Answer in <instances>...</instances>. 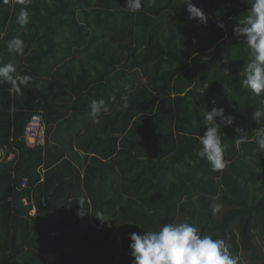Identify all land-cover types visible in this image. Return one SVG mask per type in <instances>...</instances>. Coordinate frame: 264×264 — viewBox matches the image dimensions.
Listing matches in <instances>:
<instances>
[{
  "label": "trees",
  "instance_id": "trees-1",
  "mask_svg": "<svg viewBox=\"0 0 264 264\" xmlns=\"http://www.w3.org/2000/svg\"><path fill=\"white\" fill-rule=\"evenodd\" d=\"M126 2L0 0V66L31 77L0 78V149L13 154L0 162V264H132L130 233L177 222L225 240L238 264H264V118H252L264 93L241 87L250 49L232 32L249 5L193 0L201 24L183 0ZM213 107L235 118L221 125L222 170L197 155ZM33 114L45 137L29 149Z\"/></svg>",
  "mask_w": 264,
  "mask_h": 264
},
{
  "label": "clouds",
  "instance_id": "clouds-1",
  "mask_svg": "<svg viewBox=\"0 0 264 264\" xmlns=\"http://www.w3.org/2000/svg\"><path fill=\"white\" fill-rule=\"evenodd\" d=\"M249 5L246 15L240 19L232 29L237 38L250 49L251 59L243 67L244 79L241 87H246L255 95L264 93V0H246ZM189 20H197L207 24L208 16L197 7L193 0H183ZM125 7L135 12L141 9V0H127ZM217 27L223 29V21H217ZM16 50H22L23 41L16 39L12 42ZM15 68L8 64L0 66V78L11 82L13 85L26 84L31 81L28 75L13 76ZM20 91L19 87L15 88ZM126 99V97H125ZM215 103V101H212ZM124 107H127L125 104ZM90 116L94 124H100L98 118L102 111H107L103 100H93L90 103ZM224 108L213 107L205 110L202 127L205 131L199 136L202 147L197 155L210 162L213 170H222L226 166L224 160L225 146L222 142L221 125L225 127L234 123V117L225 116ZM217 118H220L217 123ZM254 120L264 118V108L252 114ZM239 131V130H238ZM259 149H264V128L256 131ZM247 134L239 135V142H245ZM83 197L81 201L83 202ZM80 206V205H79ZM217 208L220 206L217 205ZM84 207H79L77 214L83 215ZM102 225L111 227L113 221L104 213L96 215ZM130 255L132 264H238V257L230 251V245L225 240L213 238L211 235L202 234L201 230L188 222L165 223L158 230L130 233Z\"/></svg>",
  "mask_w": 264,
  "mask_h": 264
},
{
  "label": "built area",
  "instance_id": "built-area-1",
  "mask_svg": "<svg viewBox=\"0 0 264 264\" xmlns=\"http://www.w3.org/2000/svg\"><path fill=\"white\" fill-rule=\"evenodd\" d=\"M45 137V126L42 122L39 114H33L25 125L23 132V140L25 145L29 149H33L36 145L43 143ZM13 158V154H5L4 149H0V162L3 160L9 161ZM25 180L22 182V186H25ZM26 204V200H23Z\"/></svg>",
  "mask_w": 264,
  "mask_h": 264
},
{
  "label": "crops",
  "instance_id": "crops-1",
  "mask_svg": "<svg viewBox=\"0 0 264 264\" xmlns=\"http://www.w3.org/2000/svg\"><path fill=\"white\" fill-rule=\"evenodd\" d=\"M25 200V199H24ZM24 204V203H23ZM35 213V210L32 209L31 212H30V215H33Z\"/></svg>",
  "mask_w": 264,
  "mask_h": 264
}]
</instances>
